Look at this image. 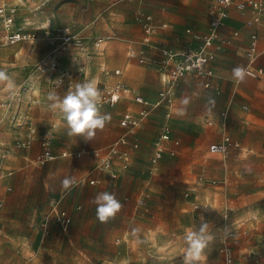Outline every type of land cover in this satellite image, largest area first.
Here are the masks:
<instances>
[{"label":"rangeland","instance_id":"374dc122","mask_svg":"<svg viewBox=\"0 0 264 264\" xmlns=\"http://www.w3.org/2000/svg\"><path fill=\"white\" fill-rule=\"evenodd\" d=\"M40 1L0 0V5H20V20L34 23L33 9ZM45 1L36 14L44 11L52 17L51 30L77 22L79 36L88 37L93 29L98 36L111 38L104 46L92 38L93 56L88 61L73 50L59 55L62 74L39 69L40 62L53 52L44 31H38L33 43L0 44V69L14 74L17 85L12 94L0 84V197L4 199L0 207V264H183L182 236L196 222L188 219L204 216L207 197L214 208L211 216L204 217L212 226L214 240L205 249L207 259L201 264L221 263L226 227L240 228L241 241L235 251L238 264H264V83L246 75L243 81L234 78L232 69L246 65L238 45L219 55L211 87L178 81L169 88L173 91L171 103L165 100L142 119L133 139L139 147L131 151L130 166L123 168V161L113 155L118 173L114 180L99 171L95 159H67L60 156L61 151L74 152L85 146L109 153L125 135L118 124L119 113L139 107L131 98L122 99L113 120L85 141L68 134L47 99L52 91L63 96L70 86L90 79L98 80L102 94L121 83L157 99L163 88L161 50H178L193 42L186 29L206 25L209 0L104 1L91 5L88 11L83 10L85 0ZM138 7L153 15L164 10L169 25L157 32L145 64L130 61L126 55L130 47H144L143 29L133 18ZM117 69H122V75L115 74ZM63 74L68 75L61 78ZM167 109L180 138L179 154L162 161L153 173L149 159ZM48 132L53 134L51 145L59 157L40 166L37 156ZM224 135L239 147L227 155L211 153L209 146ZM28 140L30 149L19 147ZM198 176L204 177L203 184L196 181ZM66 177L100 182L65 189L62 181ZM189 187L196 188L199 211L192 209L194 198L185 197ZM62 190L61 207L71 216L72 224L64 231L51 222L45 235L37 223L47 213L49 201ZM105 191L114 192L123 207L101 222L93 200ZM142 197L145 201L140 205ZM124 219H128L125 224ZM154 236L165 240L154 243ZM177 238L181 240L179 248L174 246Z\"/></svg>","mask_w":264,"mask_h":264},{"label":"built area","instance_id":"2783aa9c","mask_svg":"<svg viewBox=\"0 0 264 264\" xmlns=\"http://www.w3.org/2000/svg\"><path fill=\"white\" fill-rule=\"evenodd\" d=\"M90 3H97L101 1L117 2V1H135V0H88ZM47 1L40 3L35 8L36 11H40ZM235 11L239 16L245 18V25L248 28H264V0H213L211 2L208 16H209V30L208 34L200 36L193 34L190 30L187 31L195 40L200 42L198 48H186L182 51L163 50L162 59L159 62V73L161 74L164 88L160 91L157 101L151 103L140 95L135 97V101L143 105V110L135 116L130 113L123 115L120 125L125 128L129 133L133 134L135 129L140 125L143 118L148 116L150 112L162 105L166 100L171 103L173 91L169 89L179 80L185 77H194L198 79H205V87L210 86V80L214 76V71L211 68L212 63L215 61L218 51L227 45L232 43V39L238 36V32H234L232 38L224 39L220 35V29L225 25V22L230 18L231 12ZM136 20L139 21L146 34V43L151 42V35L154 33V27L152 26V18L140 13H135ZM0 19L2 21V33L0 36V44L4 47H11L21 42L34 41L36 35L34 32L27 30V23H20L17 20V7L8 6L6 4L0 5ZM50 23V21H48ZM49 25V24H48ZM165 27V26H163ZM87 37L79 36L73 33L72 27L58 29L50 39V45L53 47L52 54L46 59L42 60L39 64V69L42 72H55L58 69L59 61L58 56L68 52L71 49H84ZM106 41V38H98L96 44H102ZM258 52V35L252 33L249 37V45L246 49V57L249 64L245 68L246 76L259 79L264 77V69L255 67L257 61ZM130 59H138L140 64H145L147 59L145 52L142 51L139 55L134 52L129 53ZM120 72L117 71L116 74ZM123 90V87L118 85L114 89H110L102 96L101 106L107 105L114 107L119 101V92ZM166 118H170V113L166 114ZM35 131H32L34 133ZM53 134L48 132L42 142V152L37 157L38 165L45 166L46 164L58 159L59 155L53 152L51 141ZM172 142V149L166 150L163 145L164 142ZM127 136L121 137L118 143L111 148L110 155L102 157L97 168L101 171L111 173L112 179L117 178V175L112 173L113 155H118L125 162L128 161V153L120 152L118 150L119 145H127ZM31 141L28 140L19 144V147L29 149ZM179 145L178 140L171 139V129L168 125L163 127V132L157 144L155 153L150 158V163L155 167L166 154L169 156H175V148ZM231 147H238L237 143H234L230 137H224L222 142L214 143L210 145L209 150L211 153L227 155ZM133 148H138L137 144L133 145ZM84 154H91L92 156H98L97 152H91L87 149H82L79 152L71 153L64 151L60 156L67 159H79ZM127 168V164L124 165ZM202 180V178H200ZM74 186H95L98 184L96 179L83 178L80 180L75 179ZM10 190V189H8ZM65 191L57 197H53L48 203V211L44 218L38 221L37 226L45 234H49V225L54 223L62 227L64 230L70 227L72 224V218L69 213L61 207L62 199L64 198ZM189 196V193H187ZM145 199H141L139 204L142 205ZM3 201L0 200V207ZM240 234L234 230L226 227L225 242L222 247V263L221 264H238L235 258V248L240 242Z\"/></svg>","mask_w":264,"mask_h":264},{"label":"crops","instance_id":"0c3cea01","mask_svg":"<svg viewBox=\"0 0 264 264\" xmlns=\"http://www.w3.org/2000/svg\"><path fill=\"white\" fill-rule=\"evenodd\" d=\"M43 1H45V0H41L39 3H38V5H36V7H38L39 5H40V3L41 2H43ZM137 1H139V0H135V1H130L131 3H135V2H137ZM213 0H209V6H208V11H209V8H210V5H211V2H212ZM101 2H104V1H101ZM101 2H97V3H101ZM93 4H95V3H90L88 0H85V7H84V11H88V9H89V7L91 6V5H93ZM13 6H16L17 8L20 6V5H17V4H14ZM35 7V8H36ZM35 8L33 9V10H35ZM208 11H207V15H208ZM33 12H35V11H33ZM135 13H140V14H143V15H146V16H150L151 18H152V26L154 27V33L151 35V42L150 43H146V41H145V39H146V34H145V31H144V29H143V26H142V24L139 22V21H137L136 20V17H135ZM34 15H35V22L34 23H32V22H30V21H28V20H23V21H21L20 20V17L17 15V20H18V22H20V23H27V25H26V28H27V30H29V31H31V32H34L35 33V35H36V37H35V39H34V41L37 39V33H38V31H44L45 33H47L49 36H48V45H49V47L51 48V49H53V47L50 45V39H51V37L54 35V33L58 30V29H55V30H51V28H52V17H50L49 15H47V14H45L44 13V11L43 12H39L38 14H36V12L34 13ZM38 15V16H37ZM133 18H134V21L137 23V24H139L141 27H142V29H143V38H142V41H143V45H144V47H142V48H140V49H134V48H129L128 49V51H127V58L130 60V61H137L138 63H139V61H138V59H130V57H129V53L130 52H134L135 54H137V55H139V53H141L142 51H144L145 52V57H146V59L148 58L147 56V51H148V49H153L154 48V38H155V36H156V34H157V32L158 31H161V30H167L168 29V22H167V20H166V17H165V13H164V10H162V12L159 14V15H153V14H151V13H148V12H146V11H144V10H142L140 7H138V8H135L134 9V11H133ZM48 21H50V23H48ZM49 24V25H48ZM163 26H165V27H163ZM67 27H72V30H73V33L74 34H76L77 35V31H78V29H79V27H80V25H79V23H77V22H73L72 24H69L68 26H66V27H62V28H67ZM62 28H60V29H62ZM188 30H190L193 34H198V35H200V36H204V35H206V34H208V30H209V16H208V21L206 22V25L205 26H201V27H199L198 29H191V28H187L186 29V33H187V31ZM234 32H238V36L237 37H235V38H233L232 39V43L230 44V45H227V46H224V47H222L219 51H218V53H217V56H216V59H215V61L212 63V65H211V68L213 69V71H214V76L212 77V79L210 80V86L209 87H211L212 86V84H213V81H214V78H215V76H216V62H217V59H218V57H219V55H221L222 53H225L228 49H231V46H234V45H238L237 47H238V49L239 50H243V53H244V57H245V59H246V65H245V67H244V69L247 67V65L249 64V62H248V59H247V57H246V49H247V47H248V45H249V37H250V35L252 34V33H257V35H258V52H257V61H256V63H255V67H259V68H263L264 69V28L263 27H258V28H248V27H246V25H245V18L244 17H241V16H239L235 11H232L231 12V15H230V18L225 22V25L220 29V35H221V37L222 38H224V39H227V38H232V35H233V33ZM189 36H191L190 34H188ZM111 35H109V36H98L96 33H95V31L93 30V29H91L90 30V35H88V37H87V39H86V43H85V47H84V49H82V50H78V49H71V50H69L68 52H70V51H76V53L78 54V55H81L85 60H90L91 59V57L93 56V53H92V51H91V41L90 40H92V38H94L95 39V44H96V41H97V39L98 38H101V37H104V38H106V41L105 42H103L102 44H103V46L105 45V44H107V42L109 41V39L111 38L110 37ZM191 39L193 40V42L192 43H190L189 45H187V46H184V47H182V48H179L178 50H173V51H176V52H178V51H182V50H184V49H186V48H198L199 46H200V42L199 41H197V40H195L192 36H191ZM237 40V42H235ZM34 41H30V42H26V43H33ZM19 44V43H18ZM18 44H16V45H18ZM101 44V45H102ZM16 45H14V46H16ZM14 46H11V47H14ZM4 47V46H3ZM163 50H172V49H167V48H164V49H162L161 50V53H162V51ZM68 52H65V53H68ZM64 54V53H63ZM62 55V54H61ZM60 57V56H59ZM148 60V59H147ZM58 61H59V65H58V69L55 71V72H53V73H57V74H62V68H61V61H60V59L58 58ZM117 71H119L120 73L119 74H116V72ZM65 73V72H64ZM67 73V72H66ZM122 73H123V71H122V69H117L116 71H115V74L116 75H122ZM68 75V74H67ZM66 74H63L62 75V77L61 78H65V76H67ZM159 77H160V82H161V84H162V87L164 88V83H163V81H162V77H161V74L159 73ZM248 77V76H247ZM248 78H251V77H248ZM251 79H253V78H251ZM257 81H259V82H262V83H264V77H262V78H259V79H256ZM60 81V80H59ZM179 81H184V82H193V83H195V84H197V85H202V86H204L205 87V82H206V80L205 79H198V78H194V77H185V78H183V79H181V80H179ZM61 82V81H60ZM118 85H120V86H122L123 87V90H121L120 92H119V96H120V98H119V101H118V103L114 106V107H109V106H107V105H103V106H101V111L103 112V113H106V114H109L110 115V120H113V118H114V116H115V112H114V109H115V107L122 101V99H128V98H131V100L139 107V109H137L136 111H130V110H126V111H123V112H121V113H119V119H118V124H119V127L120 128H122L121 127V125H120V121H121V119H122V117H123V115H125V114H127V113H130V114H132V115H135V116H137L139 113H140V111H142L143 110V105H140V104H138L136 101H135V97L137 96V95H140V96H142L143 98H145L146 100H148L149 102H151V103H153V102H155V101H157V99H149V98H147V97H145L144 95H142L141 93H139V92H135V91H133L132 89H130L129 87H127V86H125V85H123V84H121V83H118V84H116L114 87H110V88H108V89H106L105 91H104V93L106 92V91H108V90H110V89H114L115 87H117ZM162 88V89H163ZM207 88V87H206ZM161 89V90H162ZM104 93L102 94V96L104 95ZM160 93V92H159ZM173 97V96H172ZM172 101V100H171ZM167 113H170V118H165V123L163 124V127L165 126V125H168L169 127H170V129H171V139L172 140H178L179 141V145L175 148V150H176V155L175 156H177L178 154H179V146H180V138L178 137V136H176V134H175V131H174V129H173V125L171 124V122H170V119H171V112L169 111V109H167L166 110V112H165V114H164V116L166 117V114ZM141 123H142V121L140 122V125L135 129V131H134V133L133 134H131V133H129V131L127 130V129H125V128H122V129H124L125 130V135L124 136H127V138H128V144L127 145H119L118 146V150L120 151V152H126V153H128V161L127 162H125L124 160H123V158H121L120 156H117L119 159H121L122 161H123V166L125 165V164H127V168L130 166V159H131V151L132 150H135V149H137V148H133V145L134 144H137L138 145V143H137V140H133L134 139V137L136 136V134H137V131H138V129L140 128V126H141ZM207 123L209 124V125H212V122L211 121H209L208 119H207ZM163 127H162V129H161V132H160V134L158 135V137L156 138V140H155V142H154V145H153V151H152V153H151V155H150V158H151V156L155 153V151H156V148H157V144H158V141H159V139H160V136H161V134H162V132H163ZM32 130V129H31ZM123 137V136H122ZM224 137H230L229 135H224L222 138H221V140L220 141H218V142H214V143H220V142H222V140L224 139ZM29 139V138H28ZM121 139V138H120ZM230 139L234 142V143H237V142H235L231 137H230ZM214 143H212V144H214ZM211 144V145H212ZM238 144V143H237ZM163 145L165 146V148H166V150H170V149H172V142H170V141H168V142H164L163 143ZM138 147H139V145H138ZM210 147V146H209ZM238 147H239V144H238ZM232 148H237V147H231L230 149H229V152H230V150L232 149ZM30 149V148H29ZM53 149V148H52ZM82 149H87V150H89V151H91V152H97L98 153V156H92L91 154H84L81 158H79V159H82V158H84V157H89V158H91V159H95L96 160V165H98L99 163H100V159L103 157H107V156H109L110 155V151H109V153H107V154H100L98 151H92V150H90V149H88L87 147H85V146H83V147H81L80 149H78L77 151H74V152H71V153H76V152H79L80 150H82ZM27 150V149H26ZM64 151H67V150H63V151H61V154L64 152ZM53 152H54V150H53ZM68 152H70V151H68ZM228 152V153H229ZM247 152V151H246ZM55 153V152H54ZM60 154V155H61ZM175 156H169L168 154H166L165 155V157L155 166V167H153L152 165H151V167H152V171H153V173L155 172V171H157V169H158V167L160 166V164H161V162L162 161H164V160H167V159H171V158H173V157H175ZM38 157V156H37ZM79 159H74V160H79ZM112 160H113V163H112V173H114V174H116L117 175V177H118V173H117V171H116V169H115V162H114V159L112 158ZM150 160V159H149ZM151 164V163H150ZM124 168V167H123ZM99 171H101L100 169H99ZM101 172H103L104 174H106L107 176H108V179H110V180H114V179H112V176H111V173H109V172H105V171H101ZM83 178H86V177H83ZM83 178H80V179H83ZM200 178H202V180H200ZM3 179V175H0V181ZM79 179V180H80ZM89 179H94V178H89ZM116 179V178H115ZM96 180H98V179H96ZM196 181L198 182V184H203L202 182H204V177L203 176H198V178L196 179ZM99 180H98V184H99ZM81 187H88V186H81ZM11 188V187H10ZM63 191V190H62ZM61 193V191L58 193V194H60ZM187 193H189V196H187ZM196 193H197V191H196V188L195 187H189L187 190H186V192H185V197H186V199H193L194 198V200L195 201H193V204H192V209L194 210V211H199L200 209H201V206H200V204L197 202V200H196ZM58 194H57V196H58ZM56 196V197H57ZM141 199H144L143 197L142 198H140L139 200H141ZM0 200H2L3 202H4V199L2 198V197H0ZM65 210V209H64ZM71 217V216H70ZM127 220L128 219H124L123 220V223L125 224V223H127ZM71 226V225H70ZM63 229V228H62ZM68 229V228H67ZM66 229V230H67ZM229 229H234V230H236L239 234H240V228H229ZM64 230V229H63ZM66 230H64V231H66ZM225 232H226V230L224 231V242H225ZM240 241H241V239H240ZM240 243V242H239ZM238 246H239V244H238ZM238 246L235 248V251H236V249L238 248ZM223 247V246H222ZM222 249V248H221ZM235 251H234V253H235ZM236 258V257H235ZM237 261V260H236ZM221 263H222V260H221ZM220 263V264H221Z\"/></svg>","mask_w":264,"mask_h":264},{"label":"clouds","instance_id":"9594fccd","mask_svg":"<svg viewBox=\"0 0 264 264\" xmlns=\"http://www.w3.org/2000/svg\"><path fill=\"white\" fill-rule=\"evenodd\" d=\"M234 78L243 81L246 70L242 66L232 69ZM59 84V82H57ZM98 80L90 79L69 87L63 96L55 91L48 94L47 99L51 103L49 107L58 112L59 117L68 129V134L73 137H82L90 141L96 135L97 130H103L110 120V115L101 111L102 93L98 87ZM0 84L14 94L17 85L14 74L0 69ZM74 177H66L62 181V187L69 189L75 185ZM93 203L96 205V216L101 222H107L113 218L123 207L114 192L98 193ZM184 242L183 264H201L207 259L205 249L213 242L212 226L203 215L191 226L185 229L182 236Z\"/></svg>","mask_w":264,"mask_h":264},{"label":"bare ground","instance_id":"6f19581e","mask_svg":"<svg viewBox=\"0 0 264 264\" xmlns=\"http://www.w3.org/2000/svg\"><path fill=\"white\" fill-rule=\"evenodd\" d=\"M213 202V201H212ZM212 202L209 200V197H207L206 199V202L204 203V216H211L213 213H212V210L214 208V204H212ZM189 221H197L198 219H188ZM178 239V238H177ZM152 240H154V243H157L158 241H164L165 239H161V238H158L157 236H154L152 237ZM183 241V240H182ZM174 246L175 248H179L181 246V240H176L174 242Z\"/></svg>","mask_w":264,"mask_h":264}]
</instances>
